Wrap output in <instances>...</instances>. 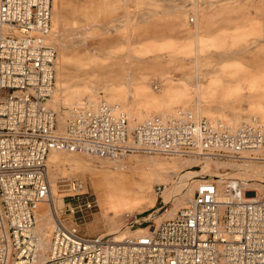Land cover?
<instances>
[{
  "label": "built area",
  "instance_id": "built-area-1",
  "mask_svg": "<svg viewBox=\"0 0 264 264\" xmlns=\"http://www.w3.org/2000/svg\"><path fill=\"white\" fill-rule=\"evenodd\" d=\"M52 11L53 0H0V264H39L36 213L51 196L53 152L239 161L264 149L257 119L232 126L179 110L131 129L127 115L105 99L72 106L62 125L50 106L57 59ZM200 179L194 197L172 218L139 229L149 222L134 219L118 237L84 235L55 210L57 227L43 264H264V193L249 199L240 180L224 179L220 190L218 179ZM65 182V196L85 191L79 179ZM165 189L157 185L156 195ZM92 207L78 203L69 211Z\"/></svg>",
  "mask_w": 264,
  "mask_h": 264
},
{
  "label": "rangeland",
  "instance_id": "rangeland-1",
  "mask_svg": "<svg viewBox=\"0 0 264 264\" xmlns=\"http://www.w3.org/2000/svg\"><path fill=\"white\" fill-rule=\"evenodd\" d=\"M52 44L57 59L50 106L60 121L77 101L105 99L126 109L129 126L143 114L171 116L179 110L195 120L239 126L257 119L264 125V0H53ZM262 151L251 156L264 158ZM187 159L138 153L116 162L55 154L48 168L53 187L58 188L54 192L58 217L84 235L118 236L134 219L147 220L136 227L145 228L160 222L166 210L182 208L194 197L199 182L191 183L190 196L180 198L182 205L177 206L180 200L175 199L176 206L171 202L157 213L183 190L176 186L181 179H190V173L197 172L194 178L220 176L247 164L209 161L214 164L188 170L182 163ZM250 166L255 181L237 177L246 190L261 195L264 161L254 160ZM70 177L83 181L85 191L62 199ZM117 184L125 189L119 190ZM160 184L169 185L164 198L154 192ZM130 185L133 190L127 189ZM88 202L91 209L71 215L69 206ZM48 211L44 205L38 210ZM53 228L46 224L48 231Z\"/></svg>",
  "mask_w": 264,
  "mask_h": 264
},
{
  "label": "bare ground",
  "instance_id": "bare-ground-1",
  "mask_svg": "<svg viewBox=\"0 0 264 264\" xmlns=\"http://www.w3.org/2000/svg\"><path fill=\"white\" fill-rule=\"evenodd\" d=\"M55 92V91H54ZM54 94V93H53ZM84 100H88V101H90L91 103H93V104H97V102H95V101H93V100H90V99H84ZM81 102H83L82 100H80V101H77V102H75V103H73V104H71L69 107H68V109H70L72 106H74V105H76V104H80ZM110 103V102H109ZM110 104H112L113 106H115V107H117L120 111H122V112H124L127 116H128V113H127V111H126V109H124L123 107H122V105L121 104H119V103H117V102H111ZM67 114L68 113H66V115H65V119H66V116H67ZM154 116V115H153ZM164 117H166V116H168V114H164L163 115ZM135 117V116H134ZM149 117H151V115L150 114H143V116L139 119L138 118V116L133 120V122L132 123H130V126H131V128H133V127H136L138 124H140V123H142L143 121H145L146 119H148ZM65 119H64V121H61V123H62V125L65 123ZM139 119V120H138ZM216 120V119H215ZM137 123V124H136ZM237 123V122H236ZM134 124H136L135 126H133ZM231 125V124H230ZM235 126H238L237 124L235 125ZM256 152H259V153H261V152H263L262 150H260V151H256ZM256 152H253V153H256ZM59 153H62V152H53L50 156H49V160H48V162L50 163V160H51V158H52V156L53 155H55V154H59ZM246 153V156L243 158V156H242V160H243V163L244 162H247V164H245L244 166H245V169H238V170H235V172L234 171H232V172H227V173H224L223 175H220V176H216V175H207V176H205V177H199V176H197V177H195L194 178V175L197 173H190V175L192 176L190 179H181L179 182H178V184H177V188L178 189H183L182 191H180L178 194H176L174 197H173V199H171V200H168V203H166V206H168L169 204H171V202L172 203H175V206H176V201L177 200H180V201H178L177 202V206H178V204H180V203H182V200L180 199V198H184V197H189L190 196V187H191V183H192V185H194V184H196V183H198V182H200V178H206V179H209V180H211V181H214V180H216V179H218L217 180V182L219 183V189L221 190V184L223 183V181H224V179H237V180H240L243 184H244V186L246 187V185H245V183L240 179V178H238L237 176H240V177H245V178H249L251 181H255V179H256V177H257V175H255L254 174V168L253 167H251L250 165H252V161H256V160H263L264 161V158H258V157H256V156H254V157H252L251 156V152H245ZM244 153V154H245ZM243 154V155H244ZM116 162H121V160H115ZM210 160L209 159H207V158H204V159H201V160H197V159H192V158H188L187 160H185V161H182V163H186V166H187V168L186 169H188V170H190L191 169V167H193V166H199V165H209V164H214V163H211V162H209ZM243 163H242V165H243ZM203 165V166H204ZM249 165V166H248ZM218 167H219V165H217ZM222 168V167H221ZM233 169H235V167H233ZM222 170V169H221ZM228 170H230L231 171V169H225V171H228ZM256 173V172H255ZM234 174H236V175H234ZM70 178H72V177H70ZM194 178V179H193ZM48 179H49V183H50V185H51V196H50V198H49V200H48V202H46V203H43L42 205H40V207L41 206H48V208H49V211H48V213L47 214H42V213H40L39 214V212L37 211V213H36V227H35V232H36V234L40 237V258H39V264H43L45 261H44V259L46 260L47 259V254H48V252H49V250H50V244H51V237H52V234H53V232H54V230H55V228L57 227V217H56V208L57 207H55V194H54V192H55V190L57 191L58 190V188L56 189V186L54 185V187H53V184H52V181H51V179H50V174H49V168H48ZM193 180V181H192ZM250 182V181H249ZM256 185V182H253V185ZM162 185H166V184H162ZM124 186V184H117V188L119 189V190H124L125 188L123 187ZM195 186V191H196V185H194ZM62 186H60L59 188H61ZM132 189L133 190V187L130 185L129 187H127V189ZM167 190H169V185H166V189H165V191L163 192V194H162V198H164V196H165V193H166V191ZM64 191V190H63ZM65 192V191H64ZM117 192V191H116ZM132 192V191H131ZM154 192H155V189H154ZM247 192H248V194H247V198H249V199H252V198H255V197H257V196H260V195H254V192H256L255 190H253V191H248L247 190ZM155 194H156V192H155ZM133 195V194H132ZM182 195V196H181ZM62 197V199H63V197H64V195H62L61 196ZM175 199H176V201H175ZM189 199V198H188ZM192 198H190L189 200H191ZM169 201H170V203H169ZM120 202V201H119ZM118 202V203H119ZM111 203H112V205H114V206H117L118 204L117 203H115L114 202V200H112L111 201ZM122 203V202H121ZM188 202H186L185 203V205L187 204ZM64 205V204H63ZM62 205V206H63ZM180 205H182V204H180ZM185 205H183V206H185ZM183 206H181V207H183ZM39 207V208H40ZM39 210V209H38ZM161 210H158V212L157 213H159ZM177 211V210H176ZM176 211H169V210H166V212L165 213H163L161 216H160V219L162 218V220L160 221V222H158L157 223V221L155 222L156 223V225H158V224H160L161 222H163V221H165V220H167V218L168 217H173L174 215H175V213H176ZM167 213V214H166ZM170 219V218H169ZM52 220H54V221H52ZM47 223H50V224H53V226H54V228H53V230H51V231H48L47 229H46V224ZM117 223H118V220H112V226L113 227H115L116 225H117ZM142 230L143 229H140L139 230V232H142ZM114 233H117L118 234V232H116V231H114ZM124 232H122V233H120V234H118V236H120L121 234H123ZM118 236H116V237H118Z\"/></svg>",
  "mask_w": 264,
  "mask_h": 264
}]
</instances>
